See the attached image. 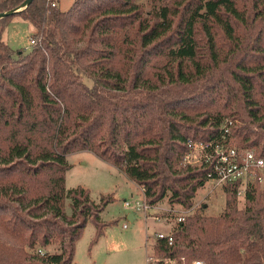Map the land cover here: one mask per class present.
I'll list each match as a JSON object with an SVG mask.
<instances>
[{"label": "trees", "instance_id": "16d2710c", "mask_svg": "<svg viewBox=\"0 0 264 264\" xmlns=\"http://www.w3.org/2000/svg\"><path fill=\"white\" fill-rule=\"evenodd\" d=\"M25 1L0 0V12ZM57 1L0 19V264H71L89 220L93 242L104 233L112 198L66 188L71 153L113 164L152 206L184 208L210 170L183 163L189 138L214 139L229 119L232 141L264 154V0H164L150 11L140 0ZM16 16L39 38L29 52L4 40ZM239 186L221 187L219 216H188L155 253L264 264V189L248 187L239 208Z\"/></svg>", "mask_w": 264, "mask_h": 264}, {"label": "rangeland", "instance_id": "374dc122", "mask_svg": "<svg viewBox=\"0 0 264 264\" xmlns=\"http://www.w3.org/2000/svg\"><path fill=\"white\" fill-rule=\"evenodd\" d=\"M58 1V7L67 10L75 0ZM163 1L140 0L147 11L159 6ZM34 30L31 22L16 16L6 28L4 40L16 53L29 52L32 48L30 40ZM86 82L88 85L93 84L89 79H86ZM67 159L71 165L66 173L67 189L83 187L89 190L91 199L97 203L105 196L112 198L101 212V220L107 223L104 233L93 242L96 238V226L89 220L76 244L75 257L71 264H147V255L152 251L156 233H169L175 227L174 220L168 221L166 218L172 213V208L173 211L184 213L187 219L195 212L217 217L225 207L227 196L223 189L207 182L198 190L192 208H184L177 204L171 206L166 198L151 208V215L136 212V220L132 221L128 214L133 209L127 207L125 201L143 198L141 186L90 150L71 153ZM202 206L205 207L204 211L200 209ZM243 206L244 198L240 196L239 208ZM67 210L71 212L69 205ZM184 258L177 259V264H189L186 257Z\"/></svg>", "mask_w": 264, "mask_h": 264}, {"label": "built area", "instance_id": "2783aa9c", "mask_svg": "<svg viewBox=\"0 0 264 264\" xmlns=\"http://www.w3.org/2000/svg\"><path fill=\"white\" fill-rule=\"evenodd\" d=\"M56 6V2H52ZM39 38H31L30 43L34 45ZM232 121L224 120L221 126L220 135L211 140H187V152L183 157L185 165L208 164L210 167L207 182H211L214 187H222L225 184L239 183V196H244L248 187L259 186L264 189V154H258L254 148H240L231 138ZM206 182V183H207ZM205 183V184H206ZM204 184V185H205ZM143 198L135 201L126 200L125 205L133 209L132 212H144L149 216L153 207L145 197L144 188L141 187ZM171 214L166 217L168 221L174 220L176 226L186 220V215L177 210L171 209ZM175 212V213H174ZM156 219H160L153 215ZM157 240H165L168 244H173L174 236L169 233L157 232L153 242L152 251L147 255V264H177L178 260L171 257H161L155 253L154 244ZM41 251V250H40ZM184 260V257H181ZM191 264H204L201 260H194Z\"/></svg>", "mask_w": 264, "mask_h": 264}, {"label": "water", "instance_id": "95a60500", "mask_svg": "<svg viewBox=\"0 0 264 264\" xmlns=\"http://www.w3.org/2000/svg\"><path fill=\"white\" fill-rule=\"evenodd\" d=\"M32 1H33V0H26L25 3H24L21 7H19V8L13 9V10H11V11L0 12V19H1V18H4V17H6V16H8L9 14L14 13L15 11H19V10L25 8V7H26L29 3H31Z\"/></svg>", "mask_w": 264, "mask_h": 264}, {"label": "crops", "instance_id": "0c3cea01", "mask_svg": "<svg viewBox=\"0 0 264 264\" xmlns=\"http://www.w3.org/2000/svg\"><path fill=\"white\" fill-rule=\"evenodd\" d=\"M59 4V1H57V5ZM140 187V186H139ZM128 217L130 218V220H136V213H134V212H130L129 214H128Z\"/></svg>", "mask_w": 264, "mask_h": 264}]
</instances>
